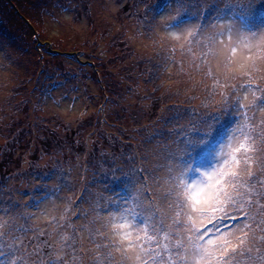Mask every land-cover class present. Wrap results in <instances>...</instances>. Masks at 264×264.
<instances>
[{
    "label": "snow or ice",
    "instance_id": "snow-or-ice-1",
    "mask_svg": "<svg viewBox=\"0 0 264 264\" xmlns=\"http://www.w3.org/2000/svg\"><path fill=\"white\" fill-rule=\"evenodd\" d=\"M139 5L151 91L183 98L119 156L75 140L79 183L25 160L39 182L23 204L0 187V264H264V0Z\"/></svg>",
    "mask_w": 264,
    "mask_h": 264
},
{
    "label": "rangeland",
    "instance_id": "rangeland-1",
    "mask_svg": "<svg viewBox=\"0 0 264 264\" xmlns=\"http://www.w3.org/2000/svg\"><path fill=\"white\" fill-rule=\"evenodd\" d=\"M138 7L139 0H0V150L9 149L0 151V187L6 198L21 204L29 199L23 193L39 181L17 175L32 172L29 163L40 165L39 172L59 161L79 183L76 157L83 161L85 153L75 140L98 158L101 151L119 156L121 140L131 136L135 146L152 128L139 134L135 129L183 98L151 91L147 58L153 48L138 32ZM161 82L173 83L155 81ZM101 105L106 110L97 114ZM84 110L81 128L76 121ZM93 191L111 195L102 185Z\"/></svg>",
    "mask_w": 264,
    "mask_h": 264
},
{
    "label": "bare ground",
    "instance_id": "bare-ground-1",
    "mask_svg": "<svg viewBox=\"0 0 264 264\" xmlns=\"http://www.w3.org/2000/svg\"><path fill=\"white\" fill-rule=\"evenodd\" d=\"M142 9V8H141ZM129 10V9H128ZM137 10V9H136ZM127 16V15H126ZM137 16V15H136ZM133 18V17H132ZM135 20H137V19H135Z\"/></svg>",
    "mask_w": 264,
    "mask_h": 264
}]
</instances>
